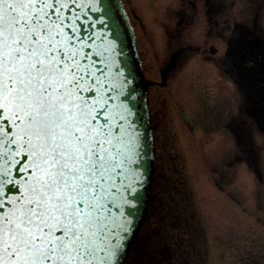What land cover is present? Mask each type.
I'll return each instance as SVG.
<instances>
[{
	"label": "snow or ice",
	"instance_id": "obj_1",
	"mask_svg": "<svg viewBox=\"0 0 264 264\" xmlns=\"http://www.w3.org/2000/svg\"><path fill=\"white\" fill-rule=\"evenodd\" d=\"M82 7L0 0V264L125 259L148 138L118 35Z\"/></svg>",
	"mask_w": 264,
	"mask_h": 264
},
{
	"label": "flooded vegetation",
	"instance_id": "obj_2",
	"mask_svg": "<svg viewBox=\"0 0 264 264\" xmlns=\"http://www.w3.org/2000/svg\"><path fill=\"white\" fill-rule=\"evenodd\" d=\"M123 1L136 33L144 74L149 84L156 171L163 154L161 146L168 144L167 140L165 143L160 141L165 130L163 118L167 120L170 115L169 111L161 114L162 103L169 104L172 113L197 137H200L198 131L202 133L205 129L207 105L210 108L208 119L221 122L217 133L222 130L234 140V153L225 162V172L220 173L217 181L219 188L224 187L227 173L236 164H257V159L251 157L252 149L248 148V144L256 128L264 131L260 125H264V95L260 92L264 91V37L261 34L260 13H257L256 8L253 14L242 11L236 14L235 0ZM147 4L152 7L146 13L144 8ZM136 8L140 9V13H137ZM236 88L242 99L237 112L233 108ZM259 104L263 107L257 111L255 106ZM168 126L171 127V123ZM215 130H210L209 134ZM199 139H196V147L202 155L203 139L200 142ZM251 159L253 163H250ZM214 175L216 177L218 173ZM168 182L166 174H159L155 188L160 189ZM166 198L165 195L153 197L149 222L155 220L154 225L161 219L155 226L151 225L152 228L161 231L163 225L165 230L169 227L168 232L173 237L177 232L173 227L183 225L180 217L187 212L185 209L188 206L179 204L182 202L181 196L173 195L171 202ZM166 212L169 215L161 218L160 215ZM153 232L149 231L148 234L155 238ZM196 233L192 230L188 241L194 249H198ZM142 238L144 235L136 246H141ZM166 239L171 242L175 238ZM149 241L153 245L159 242ZM138 255L139 252L135 257ZM194 256L196 258L197 254Z\"/></svg>",
	"mask_w": 264,
	"mask_h": 264
},
{
	"label": "rangeland",
	"instance_id": "obj_3",
	"mask_svg": "<svg viewBox=\"0 0 264 264\" xmlns=\"http://www.w3.org/2000/svg\"><path fill=\"white\" fill-rule=\"evenodd\" d=\"M234 2L236 14L240 11L253 14L257 8L260 26L263 28L261 34L264 37V0ZM151 7V4L146 5V13L151 11ZM136 9L140 13V9ZM261 93L264 95V91ZM241 103L240 91L236 88L233 99L236 112ZM168 105L163 102L160 106L162 115L168 111L170 115L167 120L163 118L165 130L160 141L165 143L167 140L168 144L161 146L163 154L159 159L157 175L166 174L169 182L161 186L165 188L163 194L169 202L173 195L181 196L182 202L179 204L188 206L185 209L188 226L197 229V257L194 256L186 264H264V131L256 128L248 144V148L252 149L251 157L257 159V164H236L227 173L224 187L219 188L218 177L225 172V162L234 153L233 138L225 135L222 130L217 133L221 122L208 119L210 108L207 105L205 112L208 116L205 115L204 118V132L198 131L200 137L191 132ZM169 123L171 127L168 126ZM213 129H216L215 132L209 134ZM196 139L199 142L203 139L202 155L196 147ZM250 163H253L252 159ZM215 173H218L216 177ZM158 191L155 188L153 197L158 195ZM164 216H167V212L161 218ZM154 221L150 220L145 227L146 231H155V238L149 234L146 236V240L150 239L152 243L160 241L165 233V230L152 228L161 219L153 225ZM167 235L170 239L176 238L170 233ZM189 248L188 244V250ZM144 261L145 264L148 263ZM175 261L180 259L175 258ZM131 264L136 263L134 261Z\"/></svg>",
	"mask_w": 264,
	"mask_h": 264
},
{
	"label": "water",
	"instance_id": "obj_4",
	"mask_svg": "<svg viewBox=\"0 0 264 264\" xmlns=\"http://www.w3.org/2000/svg\"><path fill=\"white\" fill-rule=\"evenodd\" d=\"M78 3L83 6L79 11L87 13L90 22L96 18L104 20L103 25H96L97 31H111V35L107 36V38H102L101 40L97 41V43L107 44L108 40H111L118 35L119 39L117 40V43L123 50V55L119 59L122 64L126 62L127 68H130L134 71L137 76L136 83L139 87L134 110L137 112L138 116L143 118L140 120V125L141 131L146 134L148 138V157L146 158V162L144 164V183L142 188L139 190L138 213L133 220V232L129 237L125 259L123 260V264H125L129 253L131 252L132 247L135 244L139 233L142 227L145 225L149 215V207L154 184L156 157L153 127L151 124V115L148 105V83L145 80L143 74L134 30L125 11L122 0H78ZM93 5L102 8L103 11H91V7Z\"/></svg>",
	"mask_w": 264,
	"mask_h": 264
},
{
	"label": "trees",
	"instance_id": "obj_5",
	"mask_svg": "<svg viewBox=\"0 0 264 264\" xmlns=\"http://www.w3.org/2000/svg\"><path fill=\"white\" fill-rule=\"evenodd\" d=\"M164 190V187H160L158 196L164 195ZM161 216L162 215H160V217ZM187 217L188 216L184 214L182 217H180L183 219V221H181L183 222V225H180L179 227H173L179 234L173 235V237L176 236V238L171 242H168L166 239V237H168L167 234L169 233V227L167 228L168 230H165L163 225V230H165L163 239H161L158 244L154 245L150 244L149 240H146V236L148 235V232H146V235L144 236V238H142L143 240H141V246L135 247V250L130 258V264L134 263L135 259H137V264H145L144 260L148 262L147 264H186L188 262L186 259H191L192 256L194 257L193 254L196 255V252L198 251V249H192V244L188 242L194 228L188 226L189 223L187 221ZM188 244L190 247L189 250ZM182 247H184V249ZM138 252L139 255L136 258L135 256ZM174 257L180 259V261H175Z\"/></svg>",
	"mask_w": 264,
	"mask_h": 264
}]
</instances>
